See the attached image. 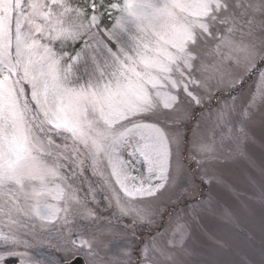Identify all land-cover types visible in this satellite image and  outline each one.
<instances>
[{
    "label": "snow or ice",
    "instance_id": "snow-or-ice-1",
    "mask_svg": "<svg viewBox=\"0 0 264 264\" xmlns=\"http://www.w3.org/2000/svg\"><path fill=\"white\" fill-rule=\"evenodd\" d=\"M256 112L264 0H0V264H223Z\"/></svg>",
    "mask_w": 264,
    "mask_h": 264
},
{
    "label": "rangeland",
    "instance_id": "rangeland-1",
    "mask_svg": "<svg viewBox=\"0 0 264 264\" xmlns=\"http://www.w3.org/2000/svg\"><path fill=\"white\" fill-rule=\"evenodd\" d=\"M249 130L246 155L224 167L230 188H213L221 208L203 218L202 230L188 242L201 251L215 247L210 236L222 241L225 248L218 250L217 258L223 264H264V200L260 198L264 191V124L259 112L254 113ZM225 210L231 219L224 218Z\"/></svg>",
    "mask_w": 264,
    "mask_h": 264
},
{
    "label": "water",
    "instance_id": "water-1",
    "mask_svg": "<svg viewBox=\"0 0 264 264\" xmlns=\"http://www.w3.org/2000/svg\"><path fill=\"white\" fill-rule=\"evenodd\" d=\"M77 264H78V262H77Z\"/></svg>",
    "mask_w": 264,
    "mask_h": 264
}]
</instances>
